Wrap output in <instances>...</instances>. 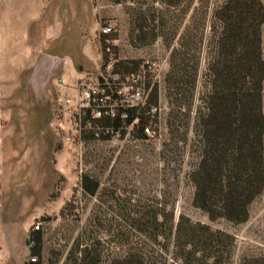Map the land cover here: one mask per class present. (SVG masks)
Masks as SVG:
<instances>
[{"label":"rangeland","instance_id":"1","mask_svg":"<svg viewBox=\"0 0 264 264\" xmlns=\"http://www.w3.org/2000/svg\"><path fill=\"white\" fill-rule=\"evenodd\" d=\"M24 2L10 0L8 6L22 7L21 13L13 14L12 23L20 18L27 21L23 25L30 35L24 39L29 49L27 65L28 60L41 54L78 58L79 47L87 43L93 58L81 54L85 58H80L81 66L75 69L92 71L101 46L95 38L97 26L107 20L114 27L108 37L113 40L115 66L130 68L144 57L158 61L157 76L151 85V92L153 88L156 91L158 111L154 136L130 142L88 140L81 156L75 157L74 150L61 141L50 123L59 59L56 63L51 57L50 70V58L45 59L38 73L46 74L42 92H35L37 73L13 71L7 68V60L0 90V220L11 223L6 237L0 229V264H72L77 249L84 246L90 254H99L101 264L137 250L146 253L148 264H181L179 258H174L178 247L173 241L179 215L233 236L225 264L264 256V189L251 201L247 218L240 223L223 218L210 220L192 205L193 186L188 173L198 157L191 117L203 87L198 77L191 111L176 113L180 129L185 128L186 117L190 120L184 142L180 135L173 134L174 124L169 122L175 110L166 96L169 47L163 35L149 41V28H138L144 23L137 20L136 14L154 10L155 15L165 17L168 11L164 0H51V5L42 7L40 15L30 21ZM261 2L264 5V0ZM193 5H197L195 0L186 18ZM6 8V3H0V15ZM176 13L177 9L173 10ZM186 18L176 24L172 42L187 23ZM260 47L264 59V21L260 25ZM261 110L264 114V79ZM165 144L169 151L164 149ZM94 183L96 189L87 192L85 188H92ZM34 224H38L36 230L41 237L39 256L29 255L26 240Z\"/></svg>","mask_w":264,"mask_h":264},{"label":"trees","instance_id":"2","mask_svg":"<svg viewBox=\"0 0 264 264\" xmlns=\"http://www.w3.org/2000/svg\"><path fill=\"white\" fill-rule=\"evenodd\" d=\"M193 1L164 0L168 11L165 17L155 15L154 10L144 15L137 11V20L144 23L138 28H149V41L163 35L169 47L166 96L175 107L169 122L174 124L173 134L180 135L184 142L190 120L186 117L182 130L176 113L185 115V111H191L198 77L203 87L191 117L198 157L188 173L193 186L192 205L210 220L223 218L240 223L246 220L251 201L264 189V59L260 47L264 5L261 0H195L197 5L191 7L186 18ZM176 9L178 14H173ZM185 18L187 23L172 42L176 24ZM138 64L115 69L133 71ZM151 89L152 86L147 103L155 105L156 91ZM137 116V137L142 138L145 135L140 128L146 124L143 110ZM170 137L173 138L172 133ZM167 146L164 149L169 151ZM96 187L94 183L92 188H84L92 193ZM169 226L171 230V223ZM173 230V241L178 247L174 258H179L181 264H225L230 256L234 239L224 231L191 223L181 215ZM28 238L33 241L29 255L39 256V232L31 231ZM77 252L72 264H101L99 254H90L85 246ZM145 254L128 251L108 264H148ZM240 264H264V256L243 258Z\"/></svg>","mask_w":264,"mask_h":264},{"label":"built area","instance_id":"3","mask_svg":"<svg viewBox=\"0 0 264 264\" xmlns=\"http://www.w3.org/2000/svg\"><path fill=\"white\" fill-rule=\"evenodd\" d=\"M113 30L109 21L99 22L95 38L101 46L92 71H81L71 81L59 73L53 80L57 96L50 123L61 141L74 150L75 157L81 156L88 140H137V115L141 110L146 118L140 128L142 134H155L158 108L149 105L147 97L157 76L158 61L144 57L133 71L116 70L113 40L108 37ZM59 64L64 68L68 59L59 58ZM36 229L38 224L31 226V231ZM27 243L31 247L32 239L28 238Z\"/></svg>","mask_w":264,"mask_h":264},{"label":"crops","instance_id":"4","mask_svg":"<svg viewBox=\"0 0 264 264\" xmlns=\"http://www.w3.org/2000/svg\"><path fill=\"white\" fill-rule=\"evenodd\" d=\"M25 1L27 4L26 10L28 11L29 21L31 18L38 17L40 15L41 8L47 6L48 4L51 5V0H22ZM24 2V3H25ZM0 3H6V10L1 13L0 15V90L2 89V73H5L6 70V62L7 60L10 62L7 68L11 67L13 71L24 72L28 71V73H37L36 78H39V84L35 86V92H42L44 90V78L46 74H38L43 69V63L45 59L50 58L49 61V70L51 69V57L55 60H58L61 57H65L68 59V65L64 68L59 65L60 73L62 74L63 78L66 81H71L77 74L81 71H77L75 67L81 66L80 58L84 57L85 54L88 57H91V51L87 43H82L79 47L80 53L78 58L70 56V55H63L61 57H56L54 54H41L37 58L28 60V65L26 63L27 58H29V49L28 45H25V40L28 39L30 36L28 33H25L23 25L27 23L26 19H21V21L16 23V19L13 22V14L17 15L19 11L21 13L22 7L16 8V6H8L10 0H0ZM26 21V23H24ZM60 34V32H59ZM24 44V45H23ZM85 58V57H84ZM53 62V61H52ZM26 63V64H25ZM57 63V62H56ZM79 70V69H78ZM35 78V79H36ZM34 79V78H33ZM32 76H31V83H32ZM39 86V87H38ZM38 90V91H37ZM32 217L30 216V219ZM29 221V220H28ZM26 222L27 225L24 226L25 228L29 225V222ZM9 222H3L0 220V229L4 233L6 237L8 235ZM13 223V222H12ZM26 236V235H25ZM21 261V260H20ZM20 264V262H19Z\"/></svg>","mask_w":264,"mask_h":264}]
</instances>
